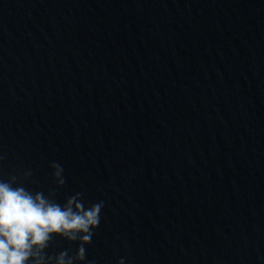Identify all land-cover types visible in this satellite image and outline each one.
<instances>
[{
    "label": "water",
    "instance_id": "obj_1",
    "mask_svg": "<svg viewBox=\"0 0 264 264\" xmlns=\"http://www.w3.org/2000/svg\"><path fill=\"white\" fill-rule=\"evenodd\" d=\"M29 170L103 201L75 264H264V0H0V179Z\"/></svg>",
    "mask_w": 264,
    "mask_h": 264
},
{
    "label": "clouds",
    "instance_id": "obj_2",
    "mask_svg": "<svg viewBox=\"0 0 264 264\" xmlns=\"http://www.w3.org/2000/svg\"><path fill=\"white\" fill-rule=\"evenodd\" d=\"M53 178L64 184L63 168L50 163ZM25 171L20 180L16 176L0 179V264H75L85 259L83 245L90 243L100 223L103 201L86 205L79 194L63 204L40 191H30L23 180L31 176ZM69 241L79 240L75 257L60 252L55 259L42 255L53 236ZM89 264H94L90 261ZM118 264H125L120 259Z\"/></svg>",
    "mask_w": 264,
    "mask_h": 264
}]
</instances>
